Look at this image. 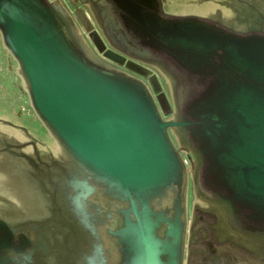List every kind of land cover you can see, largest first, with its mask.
Instances as JSON below:
<instances>
[{"label": "water", "instance_id": "obj_1", "mask_svg": "<svg viewBox=\"0 0 264 264\" xmlns=\"http://www.w3.org/2000/svg\"><path fill=\"white\" fill-rule=\"evenodd\" d=\"M69 1L0 0V264H264V0Z\"/></svg>", "mask_w": 264, "mask_h": 264}, {"label": "rangeland", "instance_id": "obj_2", "mask_svg": "<svg viewBox=\"0 0 264 264\" xmlns=\"http://www.w3.org/2000/svg\"><path fill=\"white\" fill-rule=\"evenodd\" d=\"M63 2L69 10L73 11L72 4L69 0H63ZM85 12L90 18L86 9ZM90 20L94 25V28L97 30L94 21L91 18ZM84 34L88 36L87 32ZM142 65L149 68L154 74H157L153 68L145 64ZM15 67V61L9 56L6 49L3 47L0 38V114H5L6 116H9V118L19 120L24 125L35 130L39 135H43L45 130L29 105L28 97L15 72ZM159 81L162 85L163 91H165L163 81L160 77Z\"/></svg>", "mask_w": 264, "mask_h": 264}, {"label": "flooded vegetation", "instance_id": "obj_3", "mask_svg": "<svg viewBox=\"0 0 264 264\" xmlns=\"http://www.w3.org/2000/svg\"><path fill=\"white\" fill-rule=\"evenodd\" d=\"M72 7H74L73 5H72ZM74 9V8H73ZM98 34H99V36H101L102 37V35L100 34V32L98 31V30H96L95 28H93ZM87 38L89 39V37L87 36ZM90 41V40H89ZM90 44H91V46L93 47V49L95 50V52L97 53V55L101 58V59H103L104 61H106V62H108V63H110V64H113V65H115L116 67H118V68H120V69H123V70H126V68H128V67H134L135 65L133 64V62L134 63H137L138 65H140V66H142V67H144L145 69H149V68H147V67H145L144 65H142V64H140L139 62H137V61H133V62H131L129 59H125L124 61L122 60V64H120V65H118L117 63H115V62H113L112 60H110L109 58H107L106 56H104V52L105 51H102V52H99L98 51V48L92 43V42H90ZM106 44V43H105ZM110 47L106 44V49H109ZM150 70V69H149ZM151 74H154L153 73V71L151 72ZM28 127V126H27Z\"/></svg>", "mask_w": 264, "mask_h": 264}]
</instances>
